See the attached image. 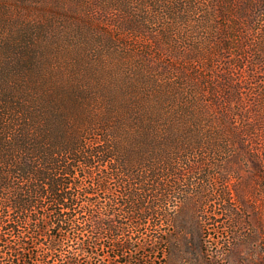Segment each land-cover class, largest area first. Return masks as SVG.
<instances>
[{"label":"trees","instance_id":"16d2710c","mask_svg":"<svg viewBox=\"0 0 264 264\" xmlns=\"http://www.w3.org/2000/svg\"><path fill=\"white\" fill-rule=\"evenodd\" d=\"M71 2L62 63L50 23L0 29V264H264V205L227 184L264 162V0Z\"/></svg>","mask_w":264,"mask_h":264},{"label":"rangeland","instance_id":"374dc122","mask_svg":"<svg viewBox=\"0 0 264 264\" xmlns=\"http://www.w3.org/2000/svg\"><path fill=\"white\" fill-rule=\"evenodd\" d=\"M53 2L54 0H49L48 2L42 0H0V5L7 3L11 6L8 8L6 5L5 9L0 6V29L1 33L6 35L11 30H13L12 24L15 23V21H17V24H23L27 21H30V23L39 22L41 25L50 23L49 25L55 27L57 31H59L58 34H61L63 41L59 42L58 40L54 39L55 34L57 33L56 32L52 34L51 37L48 35L46 39H44L46 42L42 43V45L44 47H53L54 44L57 45V49L55 51V55L57 57L56 61L62 63V59L69 51L68 49L72 47V42L68 39V33L71 32L68 8H70L72 2L71 0H60V4L57 9L53 6H50V4ZM83 2V5L80 6V11H85L84 13H87L93 6H101L103 0H83ZM109 22L110 19L100 17L97 23L99 25V31L101 33L110 31L115 38V25H113V23L110 25ZM90 40L92 45L98 46V42L95 39L91 37ZM101 50L105 54L104 56L106 57V63L114 69L115 62L123 61V59L115 57V51H113L110 47L104 46L101 47ZM121 56L132 61V58L126 55ZM240 150L245 152L246 149L240 148ZM234 165L235 168L240 170V173L237 177L232 176L228 178L229 180H227L231 198L235 200L237 195V201L240 203V198H238L239 195V197L242 198L246 197V200L251 202V199L256 195L254 198H256L255 200L258 202V204L264 205V162L260 164L253 163L250 158L241 157ZM192 181L195 183L199 182L198 179H194ZM215 184H217L216 186H219L221 182L217 181ZM210 195H212V197H210V200L212 201L207 202L206 207L201 208L197 215H210L213 216V219H215L217 222H226L229 218V215L225 212L224 206H222V203L218 200L219 197H217L215 194ZM232 203L235 204V201H232ZM188 207H191V205H188ZM188 209L190 208L185 210L183 209L181 214V217L184 219L182 222L185 225H190V219L188 216H192ZM209 222L210 224L214 223L212 220H209L208 223ZM206 232L208 237H210V240H212L214 235L213 230H206Z\"/></svg>","mask_w":264,"mask_h":264}]
</instances>
